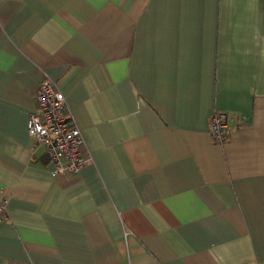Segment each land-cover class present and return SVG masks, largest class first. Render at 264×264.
<instances>
[{
	"label": "crops",
	"instance_id": "obj_1",
	"mask_svg": "<svg viewBox=\"0 0 264 264\" xmlns=\"http://www.w3.org/2000/svg\"><path fill=\"white\" fill-rule=\"evenodd\" d=\"M44 78L76 173L32 147ZM0 186V264H264V0H0Z\"/></svg>",
	"mask_w": 264,
	"mask_h": 264
},
{
	"label": "built area",
	"instance_id": "obj_2",
	"mask_svg": "<svg viewBox=\"0 0 264 264\" xmlns=\"http://www.w3.org/2000/svg\"><path fill=\"white\" fill-rule=\"evenodd\" d=\"M26 125L34 141L32 147L43 145L47 157L54 165V173H76L84 165L87 158L84 138L55 81L44 78L39 82ZM228 130L227 113L214 111L209 129L212 140L224 142ZM2 192L0 186V221L6 214V199Z\"/></svg>",
	"mask_w": 264,
	"mask_h": 264
}]
</instances>
